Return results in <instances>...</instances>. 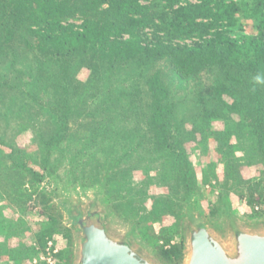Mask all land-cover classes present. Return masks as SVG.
<instances>
[{"label": "rangeland", "instance_id": "374dc122", "mask_svg": "<svg viewBox=\"0 0 264 264\" xmlns=\"http://www.w3.org/2000/svg\"><path fill=\"white\" fill-rule=\"evenodd\" d=\"M234 32L255 30L243 21ZM248 78L217 65L182 77L170 55L120 64L58 57L31 38L0 44V264H47L51 250L54 264H76L73 219L95 208L158 264H184L197 220L224 241L232 222L264 229V95Z\"/></svg>", "mask_w": 264, "mask_h": 264}, {"label": "trees", "instance_id": "16d2710c", "mask_svg": "<svg viewBox=\"0 0 264 264\" xmlns=\"http://www.w3.org/2000/svg\"><path fill=\"white\" fill-rule=\"evenodd\" d=\"M163 1L169 13L156 10L157 0H0V44L7 47L31 38L58 57L103 53L120 64L170 55L182 77L217 65L246 73L250 93L264 95V0H194L185 5H180L182 0ZM75 15L81 16L80 24L66 22ZM243 21L251 22L255 32L236 34ZM146 29L198 31V39L192 45L173 44L148 37ZM151 89L155 94L162 91L157 77ZM170 253L180 251L173 246Z\"/></svg>", "mask_w": 264, "mask_h": 264}, {"label": "water", "instance_id": "95a60500", "mask_svg": "<svg viewBox=\"0 0 264 264\" xmlns=\"http://www.w3.org/2000/svg\"><path fill=\"white\" fill-rule=\"evenodd\" d=\"M196 223L187 231L184 264H264V229L248 230L232 222L224 241L201 220ZM77 228L76 264H158L126 235L109 229L98 208L78 215Z\"/></svg>", "mask_w": 264, "mask_h": 264}, {"label": "built area", "instance_id": "2783aa9c", "mask_svg": "<svg viewBox=\"0 0 264 264\" xmlns=\"http://www.w3.org/2000/svg\"><path fill=\"white\" fill-rule=\"evenodd\" d=\"M47 250H48V251L51 250V244H50V243H48V249H47ZM52 253L54 254L55 251L52 252V250H51V254H52ZM51 254L48 256V258H47V260H46V261H47V264H54V262H53V260H52V255H51Z\"/></svg>", "mask_w": 264, "mask_h": 264}, {"label": "clouds", "instance_id": "9594fccd", "mask_svg": "<svg viewBox=\"0 0 264 264\" xmlns=\"http://www.w3.org/2000/svg\"><path fill=\"white\" fill-rule=\"evenodd\" d=\"M257 79L259 80L260 78H259V77H257Z\"/></svg>", "mask_w": 264, "mask_h": 264}]
</instances>
